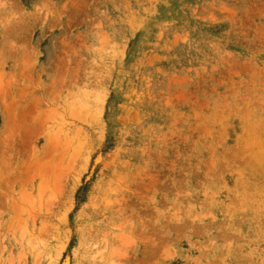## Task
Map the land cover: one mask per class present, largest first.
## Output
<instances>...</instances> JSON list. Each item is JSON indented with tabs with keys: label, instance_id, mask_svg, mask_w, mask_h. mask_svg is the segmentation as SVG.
<instances>
[{
	"label": "rangeland",
	"instance_id": "obj_1",
	"mask_svg": "<svg viewBox=\"0 0 264 264\" xmlns=\"http://www.w3.org/2000/svg\"><path fill=\"white\" fill-rule=\"evenodd\" d=\"M0 264H264V0H0Z\"/></svg>",
	"mask_w": 264,
	"mask_h": 264
}]
</instances>
